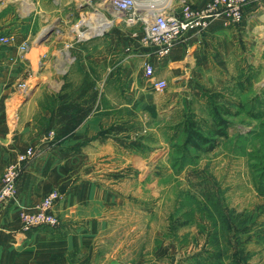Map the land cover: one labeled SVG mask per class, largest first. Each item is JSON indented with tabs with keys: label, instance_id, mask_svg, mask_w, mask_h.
Masks as SVG:
<instances>
[{
	"label": "rangeland",
	"instance_id": "374dc122",
	"mask_svg": "<svg viewBox=\"0 0 264 264\" xmlns=\"http://www.w3.org/2000/svg\"><path fill=\"white\" fill-rule=\"evenodd\" d=\"M97 2L28 1L31 11H27L24 1H19V10L7 23L9 30L0 31V35H21L37 53H42L43 46L47 50L36 59L35 74L28 67L14 84L19 105L38 90L39 110L32 119L43 127L39 136L48 139L49 145L54 143L53 149L44 145L43 151L60 155L59 149L70 148L65 139H55L54 109L61 92L74 96L83 87L93 88L103 105L112 96L120 107L114 111L117 122L110 125L121 124L125 129L92 139H113V164L99 158L80 168L113 170L101 179L103 184L116 181L127 201L118 210V228L130 246L149 250L158 245L157 238L165 236L178 242L186 255L196 245L193 232L202 221L210 224L211 231L203 247L209 243L215 250L245 252L241 258L229 256L230 264L238 260L256 264L258 258L264 264V47L244 49L239 92L233 80L226 79L214 92L176 104L167 96L169 84L162 90L151 87L153 79L144 76L135 57L119 63L128 54L119 42L121 26L104 37L74 42L78 21ZM157 2V6H173L176 0ZM68 55L73 58L70 62ZM125 119L126 125L122 124ZM188 129L206 141L188 143Z\"/></svg>",
	"mask_w": 264,
	"mask_h": 264
},
{
	"label": "crops",
	"instance_id": "0c3cea01",
	"mask_svg": "<svg viewBox=\"0 0 264 264\" xmlns=\"http://www.w3.org/2000/svg\"><path fill=\"white\" fill-rule=\"evenodd\" d=\"M19 1H24L27 11H31L27 2L37 4L39 0H0V31L9 30L7 23L19 10ZM184 1L199 7L205 2L176 0L168 12L178 11ZM8 8L10 13H4ZM123 31L119 42L128 54L119 63L127 62L130 57H135L141 65L151 61L152 79L166 81L168 98L185 105L191 98L204 97L205 91L214 92L226 79L233 80L240 91L244 49L264 47V0H247L238 24L224 26L221 19H215L204 29L184 32L164 55H156L152 46L140 44ZM0 37L8 38L5 44L0 43V178L17 153L30 145L38 151L22 168L14 198L0 210V264H230L229 256H245L241 251L215 250L209 243L203 247L204 241H210L211 231L207 227L210 224L202 221H198V228L193 232L196 245L186 255L178 242H171L165 236L157 238L160 242L149 250L136 251L130 246L127 235L121 234L118 228V210L127 201L114 184L116 181L103 184L101 179L106 171L113 170L80 168L99 158L106 159V165L113 164L116 150L113 139L92 137L117 122L114 111L120 105L112 96L104 105L98 99L97 110L77 127L73 136L65 139L67 147L86 142L81 153L62 159L58 153L47 151L53 149L54 143L49 145L48 139L39 136L43 127L32 119L39 110L38 90L19 105L21 98L14 88L28 67L35 74L34 63L47 50L43 46L42 53L33 51L21 35ZM23 44H26L24 50ZM123 77L128 78L127 71ZM128 113L132 111L128 109ZM128 123V119L122 122ZM44 145L48 146L45 152ZM52 189L62 194L53 209L58 225L22 232L20 211L33 207ZM256 264L263 262L258 258Z\"/></svg>",
	"mask_w": 264,
	"mask_h": 264
},
{
	"label": "built area",
	"instance_id": "2783aa9c",
	"mask_svg": "<svg viewBox=\"0 0 264 264\" xmlns=\"http://www.w3.org/2000/svg\"><path fill=\"white\" fill-rule=\"evenodd\" d=\"M141 1L142 3L139 4ZM151 0H99L87 14L82 15L75 28L74 42L82 43L93 38L104 37L113 27L119 25L128 34L145 46H152L156 55L167 54L178 38L186 31L206 28L215 19H221L224 26L238 24L243 18L247 0H205L202 6L188 1L181 2L176 12H168L169 6L155 5ZM7 37H0L5 44ZM26 44L21 46L25 49ZM69 56L68 62L73 60ZM143 74L148 78L154 75L151 61L142 65ZM156 90L166 86L164 80H151ZM36 155L34 146H27L17 153L13 162L5 167L0 178V210L14 198L16 181L25 164ZM62 194L52 189L31 208L20 211V230L28 232L40 227H54L59 223L53 212Z\"/></svg>",
	"mask_w": 264,
	"mask_h": 264
},
{
	"label": "trees",
	"instance_id": "16d2710c",
	"mask_svg": "<svg viewBox=\"0 0 264 264\" xmlns=\"http://www.w3.org/2000/svg\"><path fill=\"white\" fill-rule=\"evenodd\" d=\"M97 99L98 93L96 90H93V88L88 90L87 87H83L74 96H71L67 91L61 92L57 97V103L55 104L56 106L54 109L55 139L61 141L73 136L78 125L97 110ZM214 116L216 118L217 115ZM221 124L222 122H220L219 125ZM124 129L125 126L121 124H112L105 130H102L104 132L100 131L96 138H99L102 135H108L113 131H122ZM218 135H222V132L218 131ZM197 140L206 141V139H204L200 134L192 132L188 129L186 141L192 145H196ZM122 143L125 144L126 147H133L132 143ZM83 145L84 142H81L75 147L66 148L64 150L59 149V153L62 158H68L72 155L80 153Z\"/></svg>",
	"mask_w": 264,
	"mask_h": 264
},
{
	"label": "bare ground",
	"instance_id": "6f19581e",
	"mask_svg": "<svg viewBox=\"0 0 264 264\" xmlns=\"http://www.w3.org/2000/svg\"><path fill=\"white\" fill-rule=\"evenodd\" d=\"M157 1H159V0H153L152 3H154L155 5H157V4H158ZM168 1H170V0H164V2H166V3H168ZM138 2H140L139 4L142 3L141 1H138ZM150 2H151V1H150ZM159 2H160V1H159Z\"/></svg>",
	"mask_w": 264,
	"mask_h": 264
}]
</instances>
